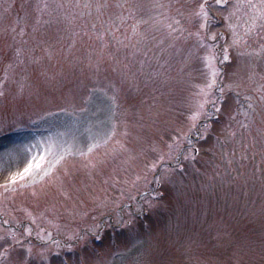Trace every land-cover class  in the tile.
<instances>
[{
	"label": "rangeland",
	"instance_id": "obj_1",
	"mask_svg": "<svg viewBox=\"0 0 264 264\" xmlns=\"http://www.w3.org/2000/svg\"><path fill=\"white\" fill-rule=\"evenodd\" d=\"M238 2L201 28L204 0H0V264H264V21Z\"/></svg>",
	"mask_w": 264,
	"mask_h": 264
},
{
	"label": "snow or ice",
	"instance_id": "obj_2",
	"mask_svg": "<svg viewBox=\"0 0 264 264\" xmlns=\"http://www.w3.org/2000/svg\"><path fill=\"white\" fill-rule=\"evenodd\" d=\"M227 3H228V0H215V4L221 7L226 6ZM207 7H208V0H204V3L200 5V11L197 13V15L202 17L205 21V23L200 25L201 28L206 27V24H207V19H208ZM234 8L236 9V11H240L241 9H244V8L248 9V13H246V15H248V19L245 20V24L249 26L245 29V33H244L245 35H248L251 29L256 26V23L258 20L264 21V0H259L258 3L254 2V0H243L242 3L238 2L236 5H234ZM233 15H235L234 12L229 13V15L225 17L226 21H231V18ZM228 27L230 29H233V35H234L233 43L235 44L241 38L237 36V34L235 33L234 25L232 23H228ZM261 27H264V24H261ZM197 36L199 39L200 38L199 34H197ZM216 38L217 37L215 35H212L210 37L211 40H215ZM223 59L225 61L228 60L227 49H225ZM216 75H217V72L213 70L212 71V81L211 83L207 85V88L209 89V91L213 89L214 87H216V82H215ZM220 91L222 92L223 88H221ZM201 108H203V104L201 105ZM217 111H219V108H217ZM90 150L91 149H89V151ZM60 159H63V156H61ZM40 160L44 161L46 160V157L41 156ZM39 168H41V164L36 163L35 158H33V160L27 164V167L23 169V173L19 175L21 178H23L25 174H31L34 171V169H39Z\"/></svg>",
	"mask_w": 264,
	"mask_h": 264
}]
</instances>
